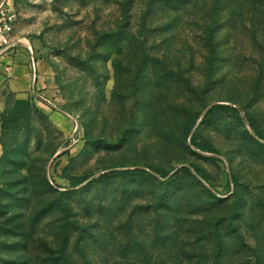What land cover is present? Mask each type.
<instances>
[{
	"label": "rangeland",
	"instance_id": "rangeland-1",
	"mask_svg": "<svg viewBox=\"0 0 264 264\" xmlns=\"http://www.w3.org/2000/svg\"><path fill=\"white\" fill-rule=\"evenodd\" d=\"M5 4L0 264H264V0Z\"/></svg>",
	"mask_w": 264,
	"mask_h": 264
},
{
	"label": "crops",
	"instance_id": "crops-1",
	"mask_svg": "<svg viewBox=\"0 0 264 264\" xmlns=\"http://www.w3.org/2000/svg\"><path fill=\"white\" fill-rule=\"evenodd\" d=\"M30 56L26 47L18 45L12 50L0 54V90L6 89L23 94H32V68ZM44 72V64L40 59H35L34 86L36 90L42 88L39 76ZM46 90L42 89L45 93Z\"/></svg>",
	"mask_w": 264,
	"mask_h": 264
},
{
	"label": "built area",
	"instance_id": "built-area-1",
	"mask_svg": "<svg viewBox=\"0 0 264 264\" xmlns=\"http://www.w3.org/2000/svg\"><path fill=\"white\" fill-rule=\"evenodd\" d=\"M13 20V14L10 12V9L7 4L5 5H0V54L12 50L16 46L20 45V42L14 38L12 35V23ZM29 56H30V64L32 68V88L31 92L32 95L37 98L38 93L36 92V88L34 86V80L36 78L35 75V58L32 55V51L30 47H26ZM37 96V97H36ZM40 99V97H38ZM38 99V100H39Z\"/></svg>",
	"mask_w": 264,
	"mask_h": 264
},
{
	"label": "trees",
	"instance_id": "trees-1",
	"mask_svg": "<svg viewBox=\"0 0 264 264\" xmlns=\"http://www.w3.org/2000/svg\"><path fill=\"white\" fill-rule=\"evenodd\" d=\"M226 106H221V105H218V104H213L211 105L206 111L205 113L203 114V118H206V117H209V116H212L216 113H218L220 110L222 109H225ZM255 133L256 135L261 138V139H264V135L260 134L258 131L255 130ZM183 169H186V168H183ZM194 169L198 172L199 171V168H197L196 166H194ZM143 169H140V168H137V167H133V168H125L123 170H110L108 172H103L101 174L98 175V178H104V177H109L111 175H115L117 173H125V174H129V173H136L138 171H142ZM188 171V170H186ZM158 172V171H157ZM87 176L85 177H82V178H79L73 185L79 183L80 181L86 179Z\"/></svg>",
	"mask_w": 264,
	"mask_h": 264
}]
</instances>
